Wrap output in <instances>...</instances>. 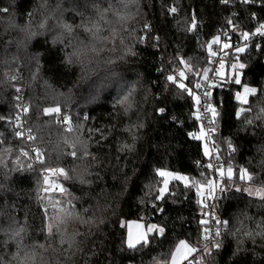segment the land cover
Returning <instances> with one entry per match:
<instances>
[{
	"label": "trees",
	"instance_id": "obj_1",
	"mask_svg": "<svg viewBox=\"0 0 264 264\" xmlns=\"http://www.w3.org/2000/svg\"><path fill=\"white\" fill-rule=\"evenodd\" d=\"M262 24L264 0H0V264H168L180 241L196 249L181 264H264V199L243 190L264 188ZM216 37L229 47L207 96L211 147L233 175L214 202L219 235L202 249L198 187L212 170L194 96L168 77L182 71L195 94ZM232 64L245 65L239 84ZM242 85L256 89L246 104ZM162 169L188 183L158 198ZM40 171L53 182L41 192ZM129 221L163 233L130 249Z\"/></svg>",
	"mask_w": 264,
	"mask_h": 264
},
{
	"label": "snow or ice",
	"instance_id": "obj_2",
	"mask_svg": "<svg viewBox=\"0 0 264 264\" xmlns=\"http://www.w3.org/2000/svg\"><path fill=\"white\" fill-rule=\"evenodd\" d=\"M223 2L225 4L228 3V0H223ZM245 2H248V0H245ZM171 11L175 12L176 9L173 8L171 9ZM196 25L195 23L192 24V28H195ZM261 29H264V24H262L260 26V28L257 29V32L264 35V32H261ZM244 36V39L247 40L248 37H249V34L248 33H244L243 34ZM212 43H219V37H216ZM225 48L229 47L228 44H225L224 45ZM209 51H210V54L211 55H215L214 52H211V45H209ZM237 52H243L244 51V48H237L236 49ZM183 63V61H181ZM223 63H221V69L223 68ZM232 67L234 69L236 68H240V69H243L245 67L244 64H234L232 65ZM218 75H222V73L218 72L217 73ZM180 77L181 78H184V73L181 71L179 73ZM168 79L170 81H173L175 82V77L173 76H169ZM204 79L207 80V70L205 71V75H204ZM235 83L239 84L240 83V79H239V75L236 76V79H235ZM179 87L188 91L189 95H193L194 96V99L196 101V104L199 106L200 105V97L199 96H195V94L192 92L191 89H187L186 86L181 83L179 84ZM197 88L201 87V85L198 83L196 85ZM19 91V90H18ZM244 93L245 95L244 96H241L239 93L237 94V99L238 100H241L242 103H247V94H255L256 93V89L254 88H248V87H245L244 88ZM210 93H205V96H209ZM24 111L27 112L28 109L25 107L24 108ZM46 114H50V113H59L60 109L57 107V108H47L44 110ZM160 111H163V109H161ZM197 111H199V109H197ZM205 111L206 112H211L213 114V116L216 115V110L215 108H213L210 104L209 105H206L205 106ZM241 112L245 111V109H241L240 110ZM240 113H238L239 115ZM200 116L197 115V119H199ZM65 120L67 121V117H65ZM69 131H71V129L69 128ZM18 135H23L22 133H18ZM206 133L202 130L201 131V134L200 136H194V138H201L203 136H205ZM29 139H34L32 136H29ZM35 152H36V158L39 160L40 163H43V158H42V153L40 152L39 149H35ZM73 156H75V152L71 153ZM25 156L28 155V153H24ZM205 155H209V152L207 150V147L205 149ZM209 167H213V165L209 164ZM217 171L220 173L221 177H223L225 175L223 169H220L218 168ZM45 172H49V173H59L61 175H64L65 178H67V173L64 171V169H51V168H46L45 169ZM241 172V175H240V179L241 180H248V181H251L253 179V177L247 172L246 169H241L240 170ZM158 175L161 176V177H165V179L163 180V184H164V188L160 189V193H161V196L163 195V193L167 190V185L169 183V180L167 179V177H171L172 179H176V180H183L185 181V183L187 184L188 183V178L187 177H183V176H178V175H175L173 173H169V172H166V171H161V170H158ZM233 175V170L231 167L228 168L227 170V176L228 178H231ZM45 183H48V177L45 176ZM198 182H194L193 183V186H196ZM202 187H205V185H200V188ZM207 187L211 190V191H215V189L217 187H219V185H216L214 184L213 181L209 180L207 182ZM222 190V189H221ZM239 191V189H237ZM45 191H47V189H45ZM60 191H64V189L62 188V186L60 187ZM198 192H199V188H198ZM255 195L259 196L261 199H264V188H260V189H257L256 192H255ZM159 198V197H158ZM201 223H207V221H202ZM219 223V221H218ZM123 226V225H122ZM129 234H128V239H127V247L130 248V249H135L137 247L138 244H148L149 241H148V233H151L153 232L154 230H156V226L155 225H151L148 227L147 231H139L135 236L133 235V232H132V226L129 225ZM136 228L137 229H143V225H140V224H137L136 225ZM51 230V229H50ZM158 231L162 234L163 233V229H158ZM205 232L207 233V229H205ZM217 235H219V232L217 231ZM208 236L205 235V239H207ZM216 247H219V245L217 244ZM182 249H187V252L190 254L191 252H194L196 251V249H192L190 248L185 241H181L180 244L177 246L176 248V251L175 253H173L172 255V264H177V256L181 253V250ZM184 258H187L186 256Z\"/></svg>",
	"mask_w": 264,
	"mask_h": 264
},
{
	"label": "built area",
	"instance_id": "obj_3",
	"mask_svg": "<svg viewBox=\"0 0 264 264\" xmlns=\"http://www.w3.org/2000/svg\"><path fill=\"white\" fill-rule=\"evenodd\" d=\"M261 32H262V29H261ZM224 39L219 40V43L211 42L209 44L211 45V52H214L215 55H212V58H211V66L209 67V73L207 74V80L203 78L201 82V87L197 88L195 91V96L200 97V105L198 106L196 104V113L197 115L200 116L199 118L200 126L204 127L206 131L205 143L210 148L209 164L213 165V167H211V170H212V176L214 179V184L219 185V187H217L214 192L211 191L210 189L205 190L203 192H198L199 203L205 214V221H207V223H204L202 234L200 235L198 239V245L202 249H207L213 246L216 235H217V231H219V223H218L219 218L213 211V207H214V202L218 194L221 192V189H223V185H222L223 177H221L217 171L218 168L223 169V165L219 160L218 153L215 150H213L211 147L212 146V142H211L212 135L214 133V129L211 126V124L215 116H213L211 112L205 111V106L207 105V96H205V93L206 92L210 93L211 91L210 88H212L214 81L216 80V77L218 76L217 74L218 73V70H217L218 59L216 58L219 56H224V53H223L224 48H225L224 47L225 43L223 42ZM171 76L175 77V81L177 83H183L182 78L180 77L179 73H173ZM197 109H199V111H197ZM59 122L64 124L65 121L63 118H59ZM34 160L35 158H33V161ZM39 173L41 176L45 177V172L40 171ZM52 191L55 193L57 192V189L56 188L52 189ZM205 229H207V233L205 232ZM205 235L208 236L207 239H205Z\"/></svg>",
	"mask_w": 264,
	"mask_h": 264
},
{
	"label": "rangeland",
	"instance_id": "obj_4",
	"mask_svg": "<svg viewBox=\"0 0 264 264\" xmlns=\"http://www.w3.org/2000/svg\"><path fill=\"white\" fill-rule=\"evenodd\" d=\"M232 65H233V64H232ZM232 65H231L230 67L228 66L229 68H228L227 74H228L229 77H231V78L233 77L232 79H234L233 81L235 82V79H236V76H237V75H239V79H240V77H241V72L238 70V68L234 69V68L232 67ZM237 65H238V64H237ZM220 66H221V64H219V65L217 66V70H218V72L222 73V75H218V76L222 77V76L224 75V72H226V70H224V67H223V69H221ZM245 87L252 88V87H250V86H248V85H242V86L240 87V90H239L238 92L235 93V99H236L238 102H240V103H242V102H241V100H238V99H237V94L239 93L241 96H244V95H245V93H244V88H245ZM249 95H250V94H247V98H248ZM202 130L206 133L204 127L200 126V127H199V130L197 131V133L195 134V136H200ZM199 140L201 141L204 155H205V149H206V147H207V150H208V152H209V155H205V157H206V158H209V157H210V148H209V146L205 143V136L199 138ZM161 171H166V172H169V173H173V174H175V175H178V176H183V175H181L180 173L173 172V171H170V170L162 169ZM223 171H224L226 177H228V176H227V170H225L224 167H223ZM42 172H44V171H42ZM211 174H212V172H211ZM218 174L220 175L219 172H218ZM39 175H40V173H39ZM45 176L48 177V175H46V173H45ZM220 176H221V175H220ZM183 177H184V176H183ZM43 178H44V179H43ZM40 179H41V189H40V192H41L45 187L50 188V187L53 186V182L49 181V178H48V183H45V177H43V176H41V175H40ZM160 179H161V180H160V185H159V189H158V197H162V196H164V195L168 192V186H169V183H170V182H172V181H181V182L185 183V181H183V180H176V179H172L171 177H167V179L169 180V183H168V185H167V190H166V191L163 193V195L161 196L160 189L164 188L163 180L165 179V177H161V176H160ZM210 180L214 182L213 176L210 178ZM204 185H205V187H202V188H200V186L198 187V188H199V192H203V191L209 189V188L207 187V183L204 184ZM257 189H258V188L252 187V186H250V185H245V186L243 187V190H244L246 193H248V194H250V195H254V196H257V195H255V192H256ZM132 222H134V221H132ZM136 223H139V222H136ZM141 224L144 226V223H141ZM129 225H131L130 221L127 222V223L125 224V226H126V230L128 229V231H129V227H128ZM186 244H187V243H186ZM187 245H188L190 248H192L189 244H187ZM192 249H193V248H192ZM192 254H193V252H191L190 254L188 253V255L186 256L187 258H185V261H187V260L192 256ZM178 259H179V255L177 256V260H178ZM168 264H172V258H171V260H170V262H169Z\"/></svg>",
	"mask_w": 264,
	"mask_h": 264
},
{
	"label": "crops",
	"instance_id": "obj_5",
	"mask_svg": "<svg viewBox=\"0 0 264 264\" xmlns=\"http://www.w3.org/2000/svg\"><path fill=\"white\" fill-rule=\"evenodd\" d=\"M136 222H137V221H134V222L130 221L131 226H132V232H133V235H134V236H135L139 231H145V232H146L149 226H151V225H155V224H153V223H147V224L144 223L143 229H137V228H136V225H137V224L142 225V224H141L142 222H139V223H136ZM155 226H156V225H155ZM158 229H160V228L156 226V230H154L153 232H157L158 234H161V233L158 231ZM153 232H151V233H153ZM151 233H148V235L151 234ZM128 234H129V231H128V229H127V230H126V244H127ZM180 242H181V241H180ZM180 242L177 243V245L175 246V248H174V250H173V252H172V255H173V253H175L176 248H177V246L180 244ZM172 255H171L170 259H169V262H170V260H171V258H172ZM187 255H188L187 249H182V250H181V253L179 254V259L177 260V264H181L182 262H184V261H185V258H184V257L187 256ZM169 262H168V263H169Z\"/></svg>",
	"mask_w": 264,
	"mask_h": 264
}]
</instances>
